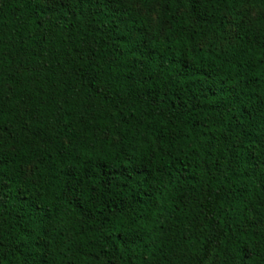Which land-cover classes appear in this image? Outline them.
Here are the masks:
<instances>
[{"label":"trees","instance_id":"trees-1","mask_svg":"<svg viewBox=\"0 0 264 264\" xmlns=\"http://www.w3.org/2000/svg\"><path fill=\"white\" fill-rule=\"evenodd\" d=\"M0 264H264V0H0Z\"/></svg>","mask_w":264,"mask_h":264}]
</instances>
